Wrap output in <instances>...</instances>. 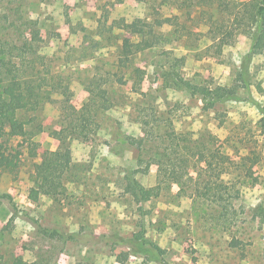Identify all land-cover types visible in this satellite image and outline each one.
Wrapping results in <instances>:
<instances>
[{
    "label": "rangeland",
    "instance_id": "374dc122",
    "mask_svg": "<svg viewBox=\"0 0 264 264\" xmlns=\"http://www.w3.org/2000/svg\"><path fill=\"white\" fill-rule=\"evenodd\" d=\"M190 1L0 0L2 36L43 44L53 72L70 83L71 103L81 108L93 97L91 87L100 105L97 131L82 141L61 131L66 106L60 96L26 114L27 104L4 91L19 118L36 119L28 128L32 140L26 128L0 124V193L11 196L0 201V264H264V41L254 32L231 34L226 2ZM137 17L164 42L123 68L118 25ZM136 68L144 71L141 83ZM173 70L200 94L174 86L166 74ZM242 71L246 88L238 100L209 102L215 87L231 85ZM144 108L162 120L155 131L214 144L229 161L214 171L193 170L184 188L175 184L159 195L152 167L133 175L139 194L126 192L127 176L146 169L156 151L143 134ZM53 133H64L72 151L61 187L42 167L44 152L60 144ZM15 150L19 167L10 173L6 163ZM254 155L257 164L242 162ZM206 159L199 149L192 161L206 168ZM207 181L224 186L222 200L200 195ZM34 189L38 202L30 199ZM142 228L162 253L134 240Z\"/></svg>",
    "mask_w": 264,
    "mask_h": 264
},
{
    "label": "trees",
    "instance_id": "16d2710c",
    "mask_svg": "<svg viewBox=\"0 0 264 264\" xmlns=\"http://www.w3.org/2000/svg\"><path fill=\"white\" fill-rule=\"evenodd\" d=\"M191 1H196V6H212L215 2H226L232 16L231 34L235 36L241 32L250 34L254 32L255 39L262 36L260 43L264 41V0ZM191 1L190 4L192 5ZM166 20L171 21V18H166ZM209 20H212L211 15ZM5 29L6 27L2 26V21L0 20V124H6L13 129L26 128L29 140H32V137L35 136L30 130L28 131V128L33 125L36 117L31 116L29 119H25V116V118H19L17 112L9 106L4 92L6 89L12 90L15 96L27 104L26 114L30 111H37L48 100L60 96L66 106L62 115L64 116V125H62L61 131L68 132L73 138L78 140H91L90 131H97L98 128L96 117L100 105H97L98 101L94 98L96 89L87 87L88 89L86 90L93 97H90L81 108H77L71 103L75 94L71 89L70 83L64 77L53 72L52 67L47 62L48 57L44 45L30 39H25L22 42L11 41L3 37ZM118 29L121 31V35L118 36L120 43L118 62L119 66L123 68H126L128 63L139 53L154 50L164 42V37L155 33L152 25L142 18L137 17L131 21L122 18ZM134 70L138 82L141 83L144 79V71L140 68ZM245 72L239 73L231 85L215 87L209 102L216 104L238 100L239 89L246 88ZM166 74L170 77L174 86L184 88L194 94H200L199 91H192L194 90L193 85H191L190 81L181 78L178 70L169 71ZM238 82L242 83L239 84ZM27 85L30 87H27ZM144 109L143 134L148 141L156 145V151L150 157L146 169H135L127 176L129 183L126 184V192L134 195L139 194L141 185L135 180L133 175L141 172L148 173L152 167L157 168V175L160 181L156 189V195H159L163 188L167 189L175 184L184 188L188 182L194 179L191 175L193 170H197V173L202 174L203 172L214 171L220 163L229 161V156L220 150L213 149L215 147L214 144L199 143L193 141L186 134H176L173 131H155L154 129L161 124L162 120L157 116L154 108ZM42 129L43 127H38L37 131H42ZM63 134L53 133V137L57 138L60 144L56 149H47L42 160L44 173L48 176H53V183L57 187L63 186L65 177L73 162L72 151L69 146L65 145V136ZM131 144L134 145L135 143L131 142ZM199 149H202L207 154L206 168H196L195 163L192 161ZM20 154V151L15 150V153L11 155L6 163V169L10 173H14L18 169ZM244 161L257 164L259 156H245L242 158V162ZM223 189V185L215 186L210 181H207L199 188L201 196L214 202L223 199L221 195ZM2 199L11 200V196L0 193V201ZM30 199L33 202H38L39 192L37 189L32 190ZM40 229L51 237H54L55 234V236H59L58 231ZM145 232L146 230L142 228L134 236V240L142 245L150 244L154 250L162 253L163 250L158 245L145 239ZM234 246L236 244H233ZM14 264L26 263L22 259H17Z\"/></svg>",
    "mask_w": 264,
    "mask_h": 264
}]
</instances>
